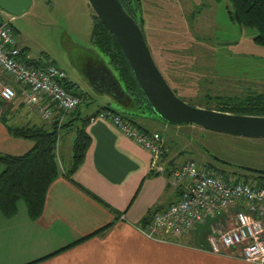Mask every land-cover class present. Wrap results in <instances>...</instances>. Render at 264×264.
<instances>
[{
	"label": "crops",
	"instance_id": "crops-1",
	"mask_svg": "<svg viewBox=\"0 0 264 264\" xmlns=\"http://www.w3.org/2000/svg\"><path fill=\"white\" fill-rule=\"evenodd\" d=\"M0 76L17 87L5 74L0 72ZM87 94L85 104L94 101L93 95ZM101 106L116 109L111 103ZM1 107L0 152L26 153L34 142L14 137L6 124L48 126L50 123L30 108L14 114L9 104ZM136 120L151 134L159 132L154 127L158 123L154 118L138 114ZM87 132L91 136L90 147L83 164L71 177L67 173L72 157L66 165L65 136L60 134L62 175L48 189L43 213L37 220L29 216L24 206L18 207L12 217L0 213V264H255L212 252L207 238L200 245L190 240L189 243L161 242L142 234L138 227L144 226L146 217L153 210L165 209L178 200L182 188L172 186L167 174L150 175V151L125 136L112 121L96 117L88 124ZM74 138L69 147L73 148ZM167 148L166 166H180L188 160L180 161L182 150L169 145ZM4 169L0 163V175ZM109 224L103 233L79 241Z\"/></svg>",
	"mask_w": 264,
	"mask_h": 264
},
{
	"label": "rangeland",
	"instance_id": "rangeland-1",
	"mask_svg": "<svg viewBox=\"0 0 264 264\" xmlns=\"http://www.w3.org/2000/svg\"><path fill=\"white\" fill-rule=\"evenodd\" d=\"M158 2L161 11H165L161 17L162 20L164 21L165 17L166 19L171 18L170 21L173 23L162 28L152 21L147 27V33L154 50L153 56L155 55L154 58L156 57L155 60L160 70L165 71L170 79L175 80L179 77L182 82L184 72L188 71L189 74H194L191 71L195 69L196 65L205 67L198 66V69H202L201 76L197 74L196 78L192 77L190 78L192 81L184 84L188 86L186 90L194 93L193 96L186 94V97L198 101L193 105L204 107L207 102L203 98L208 92L211 95L224 94V92H228L229 95L236 93V90L230 88L237 85H234V82L232 83L234 86L230 83L210 82V75H214L213 68L221 75L219 79L225 81L227 79H231V82L264 80V47L253 41L257 30L240 26L230 18L229 11L233 10L230 0H206L207 9H204L193 22V28L190 26L189 20L186 22L183 18L184 14L193 12L194 7L191 0H168V5L165 4L166 8L164 9L162 8L163 0ZM92 14L93 10L88 0H33L32 6L24 14L15 16L13 26L19 34V40L21 38L22 44L29 48L28 52L32 58L54 62L55 65L65 70L70 80L75 81L83 90L93 95L94 101L90 105H81L83 114H90L100 105L107 103H111L122 112L131 111L119 106L112 96L98 92L85 74L84 67L87 62L98 59L100 55L106 61L103 53L91 42ZM162 31H166L173 37L157 43L160 39L159 32ZM212 34L214 42L206 41L204 43L199 39L201 36H211ZM172 70L184 72L175 74L176 77H171ZM164 76L170 83L167 76L165 74ZM69 85L72 89L78 88L72 81ZM207 85H210L209 90ZM254 86L262 88L259 84H254ZM217 88L221 89L217 90ZM196 89H200L201 95L196 94ZM224 89L225 91H223ZM177 94L185 99L180 92L177 91ZM215 104L216 101L212 100L209 106ZM17 105H9L12 108L11 112L16 113L27 108L26 106L18 108ZM142 114L145 118H154L158 122L154 127L164 134V141L169 147L185 151L184 154L182 153L180 161L188 158L202 164L215 165L223 169L226 174L241 172L251 175V172L240 171L217 162L202 149L201 146L204 145L225 161L264 169V138H237L193 125L174 127L150 110ZM150 127L153 129V125ZM61 134L65 136L64 157L68 156L65 160L67 165L73 153L72 146L69 147V145L72 144L75 137V128L64 129ZM58 155L60 157L59 151ZM250 177V181L254 182L255 179ZM168 178L170 177L168 176ZM22 206L27 207L24 200L18 203L19 208ZM196 234L198 233L186 235L180 240L189 243L188 240L194 241Z\"/></svg>",
	"mask_w": 264,
	"mask_h": 264
},
{
	"label": "trees",
	"instance_id": "trees-1",
	"mask_svg": "<svg viewBox=\"0 0 264 264\" xmlns=\"http://www.w3.org/2000/svg\"><path fill=\"white\" fill-rule=\"evenodd\" d=\"M126 10L129 12L131 16L138 22L140 27L142 28L147 43L154 54L152 43L150 42L149 35L147 33V27L149 23L155 21L160 27L164 28L165 26H170L173 23L169 19L162 20V16L164 15L165 11H161V7L158 6L159 0H138V4H135V0H120ZM168 0H163L162 8H166L165 4L168 5ZM193 3V12L190 14H184L183 18L186 22L189 20L190 26L193 28V22L200 16L201 12L207 9L206 0H191ZM230 3L233 7V10H230V18L233 21H236L240 26H244L247 28L257 30V34L254 36L253 41L264 47V0H230ZM153 10V11H152ZM169 10V9H167ZM238 12L240 17V23L237 21L235 12ZM167 12V11H166ZM93 25H92V32H91V42L92 44L101 52L103 53L104 57L106 58V62L113 68L114 73L118 77L120 83L125 88L126 92L128 93L129 102L135 103L138 107L136 112H121L116 110L110 106H101L98 108L97 112L93 114H83L81 110V105H85L87 92H85L79 85L73 80H70L67 76L61 81L62 85L65 89L75 95H78L82 99V103L79 107L71 112L66 120L59 125L57 121L50 123V125H10L6 124L8 131L11 135L17 138H24L29 139L34 142L33 147L24 154L21 155H13L7 153L0 152V163L5 166L4 171L0 175V213L5 217H12L16 214L18 210V203L21 200H24L27 204L29 216L33 220H37L43 213L46 197L48 193V189L50 188L51 184L60 176L62 175V169L60 164V159L58 155V146L60 143V134L62 130L67 129L71 130L73 127L75 128V138L73 142L72 148V162L71 167L67 173V176L71 177L76 170L83 164L86 153L90 147L91 143V136L87 132V126L91 122L93 118L98 117V115L105 110H110L112 112L121 114L122 116L129 119L134 125L136 124L144 132L148 133L151 136L155 134L158 135V142L162 143L163 145V161L165 156L168 155V145L163 142V136L159 138L160 132L152 133L150 130L140 124L136 120V116L146 112L147 110L152 111L151 106L149 105L139 83L137 82L135 75L132 71V68L121 48L117 39L113 36V34L109 31V29L102 23V21L93 13ZM213 28V26H212ZM12 29L19 40V34L17 30L14 28L12 23ZM213 31V30H212ZM160 39L157 43H161L163 40H167L172 38L173 36L167 33L166 31L159 32ZM163 38V39H162ZM200 40H203L204 43L214 42L213 34L211 36H201L199 37ZM20 44H22L23 40L20 38ZM22 48V58L28 65L32 66L35 69H46L50 66H55L60 70L64 71V69L55 65L54 62L49 60L37 59L32 58L29 55V48L27 46H21ZM193 50V49H192ZM155 56V55H154ZM156 58V57H155ZM205 65V64H203ZM100 64H95V62L89 63L87 65L86 72L88 71L91 73L93 69L99 68ZM200 65H196L195 69L191 72L194 74H189L188 71H180V70H172L170 72L171 77H176L177 73L184 72V79L181 82L180 78L177 77L175 80H172L168 77L165 71H162L170 81V85H172L174 91L177 93L180 92L185 99L190 100L188 102L193 105L198 101L193 100V98H187L186 94L193 96L194 93L189 92L187 85L184 84L186 82L192 81L190 78H196L197 74L200 75V71L202 69H198ZM177 69V68H175ZM179 69V68H178ZM182 69V68H181ZM213 76L210 75V82H222V83H232L234 82L236 85L235 87H230L231 90H236V93L233 95H229L228 92H224V94L218 95H211L208 94L204 95L203 100L207 102L204 106L205 108L215 109L218 111L236 113V114H247V115H260L264 116V80H255V81H232L231 79L221 80L219 79L220 74L218 71L213 68ZM188 73V74H186ZM66 74V72H65ZM188 75V76H187ZM198 76V77H199ZM203 78V77H199ZM198 78V79H199ZM74 84L77 89H72L70 87V82ZM9 82V81H8ZM176 83V84H175ZM241 83H244L243 85ZM252 83V84H247ZM175 84V85H174ZM254 84H259L263 89L257 88ZM204 85V84H203ZM201 85V86H203ZM232 85V86H234ZM227 86V85H226ZM210 85H207V89ZM245 87H249L250 90H246ZM206 89V90H207ZM221 88H217L219 90ZM200 89H196V94L201 95ZM209 90V89H208ZM225 91V89L223 90ZM179 96V95H178ZM180 97V96H179ZM84 98V99H83ZM212 100L216 101L214 106H209ZM202 102V101H200ZM92 102L87 103L86 105H90ZM6 104V103H1ZM0 106V107H1ZM3 108V107H1ZM153 112V111H152ZM4 123H6L5 119L2 117ZM169 124V123H167ZM189 125H183L181 127H188ZM174 127H180L174 125ZM190 127V126H189ZM231 136V135H227ZM236 137V136H232ZM239 138V137H237ZM246 139V138H245ZM172 145V144H171ZM185 151L181 153L184 154ZM173 163V161H172ZM169 164H171L169 162ZM174 164V163H173ZM209 168H215L222 171L226 178H229L232 175H237L238 179H245L246 181H250V176L255 179L253 184L262 185L264 184V176L251 173V175H247L241 172H233L231 174H226L223 169L215 165L205 164ZM177 166H170L167 165V171L165 174L167 176L170 175V172L173 168ZM241 171V170H240ZM156 171L150 170V175H158ZM179 189V188H178ZM160 209L153 210L145 219L144 226L150 222L155 212L159 211ZM111 224L107 225L103 229H100L88 236L81 238L79 241H84L91 236L96 234L103 233L107 228H109ZM199 242L200 245L203 241L207 238L208 234V226H201L198 230ZM78 241V243H79ZM196 242V239L194 238ZM77 244V243H76ZM75 245V244H74ZM73 246V244H72ZM65 248H61L51 254L53 256L63 250Z\"/></svg>",
	"mask_w": 264,
	"mask_h": 264
},
{
	"label": "built area",
	"instance_id": "built-area-1",
	"mask_svg": "<svg viewBox=\"0 0 264 264\" xmlns=\"http://www.w3.org/2000/svg\"><path fill=\"white\" fill-rule=\"evenodd\" d=\"M14 19L0 10V72L17 84L15 87L0 76V106L24 105L44 122L57 121L61 125L82 99L62 85L64 71L55 66L35 69L25 63L12 29ZM98 117L112 121L125 136L150 151V170L166 173L163 145L157 134L149 135L110 110ZM169 177L172 186L182 188V194L167 208L155 212L145 226H139L142 234L152 240L176 243L198 233L195 239L199 242L198 230L205 225L212 252L264 264V184H253L237 175L226 178L222 171L193 159L173 168Z\"/></svg>",
	"mask_w": 264,
	"mask_h": 264
},
{
	"label": "water",
	"instance_id": "water-1",
	"mask_svg": "<svg viewBox=\"0 0 264 264\" xmlns=\"http://www.w3.org/2000/svg\"><path fill=\"white\" fill-rule=\"evenodd\" d=\"M88 2L93 13L117 39L152 111L157 116L171 125H193L239 138H264V116L218 111L192 105L179 97L156 63L142 28L120 0H88ZM32 3L33 0H0V8L15 18L24 14ZM135 4H138V0H135ZM235 16L240 23L237 11ZM99 58L103 60L102 63L92 59L84 67L90 83L98 92L112 96L115 102L126 110L137 111V105L129 102L130 97L113 68L101 55ZM92 62L101 66L93 69L91 73L86 72L87 65ZM162 135L160 132L159 138ZM201 147L221 164L264 176V169L225 161L206 146ZM179 193L182 194V189Z\"/></svg>",
	"mask_w": 264,
	"mask_h": 264
},
{
	"label": "flooded vegetation",
	"instance_id": "flooded-vegetation-1",
	"mask_svg": "<svg viewBox=\"0 0 264 264\" xmlns=\"http://www.w3.org/2000/svg\"><path fill=\"white\" fill-rule=\"evenodd\" d=\"M245 89H246V90H250V89H249V87H248V88H247V87H245ZM260 89H263V87H262V88H260ZM205 152H206V151H205Z\"/></svg>",
	"mask_w": 264,
	"mask_h": 264
}]
</instances>
